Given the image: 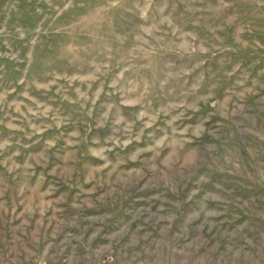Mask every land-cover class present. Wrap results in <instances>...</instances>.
<instances>
[{
	"label": "rangeland",
	"instance_id": "obj_1",
	"mask_svg": "<svg viewBox=\"0 0 264 264\" xmlns=\"http://www.w3.org/2000/svg\"><path fill=\"white\" fill-rule=\"evenodd\" d=\"M0 264H264V0H0Z\"/></svg>",
	"mask_w": 264,
	"mask_h": 264
}]
</instances>
